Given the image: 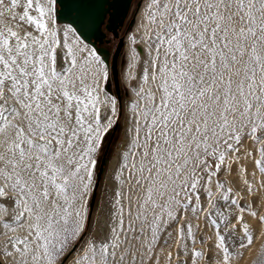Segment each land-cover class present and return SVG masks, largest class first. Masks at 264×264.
I'll return each instance as SVG.
<instances>
[{"label":"snow or ice","instance_id":"6c2138e0","mask_svg":"<svg viewBox=\"0 0 264 264\" xmlns=\"http://www.w3.org/2000/svg\"><path fill=\"white\" fill-rule=\"evenodd\" d=\"M89 6L0 0V264H239L255 243L245 213L264 236V0H148L131 126L95 218L122 112L85 42Z\"/></svg>","mask_w":264,"mask_h":264},{"label":"rangeland","instance_id":"374dc122","mask_svg":"<svg viewBox=\"0 0 264 264\" xmlns=\"http://www.w3.org/2000/svg\"><path fill=\"white\" fill-rule=\"evenodd\" d=\"M143 1L144 0H135L131 14L125 26L122 27V29L120 30V36H124L125 39L130 33L133 35V38H134L133 44H135L137 48L141 47V45L139 43V40L137 39L138 37L137 34L132 32V29L135 23L136 13L139 7L141 6V4L143 3ZM133 19H134V22L133 24H131V21ZM117 44H118V39H116L113 35H111L109 37L108 42L106 43L103 42L101 44L98 43L96 45H93L97 49L98 54L100 56L102 57L106 56L109 58L110 72H109L108 90L110 91L111 95H114L118 99L119 109H121L122 114L120 118L118 119L117 124L114 127V129L109 133L108 136L105 137V142L99 154V159H98L96 173H95V186L91 194V199L89 200L90 201L89 203V217L90 218H93L94 213H95V208L97 207L100 196L102 194V184L101 183H103V179L106 174L107 168L109 167L110 162L117 156L118 150H120L121 148L119 146L124 141V137L126 133V126L130 127V124H128L129 121L127 120L124 121L125 119L124 102L130 96L128 85H126L125 83L126 82L125 81V67H126L127 61H126V54L124 53V48L121 52V55L119 57V62H118L119 81H120L119 92L117 91L115 87V82H114L112 68H111L112 56L116 49ZM133 70L134 72L138 71L139 70L138 65L135 68H133ZM102 162H103V171L101 173L100 179L98 180V174H99ZM229 179H231V177H229ZM245 221L248 222L251 225L252 229L254 230L253 235H254L255 243L253 245L251 253L246 254V258L244 260H241L239 264H251V262L256 258V255L260 249V246L264 244V236H259V229L261 228L259 221L253 219L247 213H245ZM201 227L204 228L203 224H201ZM210 235H211V232L208 229L204 228L203 231H200L197 233V240L203 237L205 241H208V237ZM257 236H259L258 239H256ZM210 244H211V241H208L207 245L198 243L197 248H201V247L206 248ZM169 250H172V249H165L164 255H166L167 251ZM172 252H173V257H175L176 250H172ZM161 264H165L164 256H161Z\"/></svg>","mask_w":264,"mask_h":264},{"label":"bare ground","instance_id":"6f19581e","mask_svg":"<svg viewBox=\"0 0 264 264\" xmlns=\"http://www.w3.org/2000/svg\"><path fill=\"white\" fill-rule=\"evenodd\" d=\"M147 4H148V0H144L143 3L141 4V6L139 7V9H138V11L136 13V16H135V23H134L133 29H132V32L137 34V36H138L137 39L139 40V43H140L141 47L137 48V46L135 44H133L134 43V38H133V35L131 33L125 39L124 53L126 54L127 64H126V67H125V81L126 82L125 81L124 82L126 83V85H128L129 92H130L129 98L126 99L125 102H124L125 116L129 115L126 106L130 103L131 99L135 98L134 93H132L130 91V84L131 83H135V82H130L127 79V74H128L129 71H131L132 74L137 77V80L140 79V66L138 65L139 70L135 71V72L133 70V67L131 66L134 50H135V52L140 54L139 59H140V63L141 64L143 63L144 59L146 58V54H147L148 45H147V43L145 42V40L143 38V34H144V30H145L144 26L147 23V21L145 19ZM91 15H92V19H93L94 23H93V26L91 27V29L86 32L87 40L85 42L89 43L90 46H93V44L91 43V35H92V32H93L94 28L97 25V22H96L95 14L91 13ZM101 58L106 62L107 66L109 68V72H110L109 58L106 57V56H104V57L101 56ZM117 102H118V99H117ZM118 108H119V103H118ZM124 121H125V119H124ZM128 124H130V126H131V122L130 121H129ZM120 146H121V148H120V150H118L117 156L110 162L109 167L107 168L106 174L104 176L103 183H101L102 184V194L100 196L98 205L95 208V213H94L93 218L97 217L100 214L101 209L105 205V194L107 192L111 191L112 185L110 184L109 179L114 173V165L118 164L119 158L122 156L123 151L125 150V137H124V141L120 144ZM89 203H90V201H89Z\"/></svg>","mask_w":264,"mask_h":264},{"label":"water","instance_id":"95a60500","mask_svg":"<svg viewBox=\"0 0 264 264\" xmlns=\"http://www.w3.org/2000/svg\"><path fill=\"white\" fill-rule=\"evenodd\" d=\"M135 0H90L89 11L95 14L97 25L91 35V43L93 45L101 44L105 41L107 34L102 29L108 15L106 30L111 32L113 36L118 39V44L112 56V74L115 82V87L119 92V71L118 62L121 52L125 46V37L120 36V30L125 26ZM134 19L131 21L133 24ZM121 147V146H119ZM103 171V162L98 174V180Z\"/></svg>","mask_w":264,"mask_h":264},{"label":"flooded vegetation","instance_id":"af4514ba","mask_svg":"<svg viewBox=\"0 0 264 264\" xmlns=\"http://www.w3.org/2000/svg\"><path fill=\"white\" fill-rule=\"evenodd\" d=\"M107 19H108V15L106 16V21H105V24L103 25V30L106 32V34H107V37H106V39H105V41H104V43H106V42H108L109 41V37L111 36V35H113L111 32H108L107 30H106V24H107Z\"/></svg>","mask_w":264,"mask_h":264}]
</instances>
